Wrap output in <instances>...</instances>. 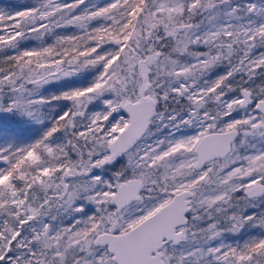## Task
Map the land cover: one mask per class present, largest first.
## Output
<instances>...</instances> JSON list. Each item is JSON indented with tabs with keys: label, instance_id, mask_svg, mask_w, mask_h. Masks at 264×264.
<instances>
[{
	"label": "snow or ice",
	"instance_id": "6c2138e0",
	"mask_svg": "<svg viewBox=\"0 0 264 264\" xmlns=\"http://www.w3.org/2000/svg\"><path fill=\"white\" fill-rule=\"evenodd\" d=\"M85 4L0 11V264H264V0Z\"/></svg>",
	"mask_w": 264,
	"mask_h": 264
},
{
	"label": "trees",
	"instance_id": "16d2710c",
	"mask_svg": "<svg viewBox=\"0 0 264 264\" xmlns=\"http://www.w3.org/2000/svg\"><path fill=\"white\" fill-rule=\"evenodd\" d=\"M105 1V0H103ZM36 1L34 0H20V1H16V0H12L10 1V3H3L0 2V11L6 13V14H14L17 11H22V10H26L28 7L34 6L36 5ZM106 3H104L101 6H104ZM55 34L59 35V36H66V35H79V29L75 28V27H65V28H60V29H56L55 30ZM55 42V35H49L47 37H45L43 39V43L45 44H52ZM41 41L36 40L34 37L24 41L21 45L22 48H38L41 45ZM216 70V69H215ZM222 69L219 74H222ZM260 78L262 79L259 75H257L254 79L256 78ZM252 85V84H251ZM238 93H234L231 95H235ZM68 102L66 101H59V102H53L52 106L53 107H57V109L59 108V106L63 105V104H67ZM174 106V105H173ZM3 110H0V112H2ZM4 114L8 115L9 117H12L13 120H16V117H20V118H24L25 116L20 114L19 112L16 111H11V112H6L4 111ZM3 114V115H4ZM4 118V117H3ZM42 130L44 131V128H42ZM41 135L40 132H37L36 134L31 131V130H27L26 133L25 132H17L13 127L9 126V125H5L4 127L0 126V147H3L7 144H20V143H27V142H31L32 140L37 139L39 136ZM112 169H110V171H115V166H111ZM242 194V193H241ZM264 207V206H263ZM264 211V208H257L255 209V211L257 212V214H259L261 211ZM250 228H248L247 226L245 227V231L248 230Z\"/></svg>",
	"mask_w": 264,
	"mask_h": 264
},
{
	"label": "rangeland",
	"instance_id": "374dc122",
	"mask_svg": "<svg viewBox=\"0 0 264 264\" xmlns=\"http://www.w3.org/2000/svg\"><path fill=\"white\" fill-rule=\"evenodd\" d=\"M17 2L18 1H20V0H16ZM34 1H36L37 2V0H34ZM69 2H70V0H69ZM108 2H110V0H105V1H103V0H86V4L85 5H81V9L80 10H82L85 6H88V7H91V6H93V5H96V6H101V5H103L104 3H108ZM80 10H77L78 12L80 11ZM22 11H24V10H22ZM47 36H49V35H45L44 36V38L45 37H47ZM43 38V39H44ZM12 53L11 52H9L8 53V55H11ZM257 55H258V53H256ZM3 57L2 56H0V59H2ZM0 66H4V65H0ZM221 71V69H216V70H213V74H212V78L214 79L218 74L217 73H219ZM259 71V70H258ZM77 78H75V77H68V78H64V79H61V80H59V81H53V82H51V83H49V84H46V85H44L43 86V88L41 89V92L46 96V97H50V96H52V95H59L60 94V92H62V91H64V90H67V87H66V85H67V83L69 82V81H74V80H76ZM237 80H239V77H237L236 78ZM262 83H264V80H262V79H260V78H256V79H254V81L252 82V87H256V86H258V85H260V84H262ZM235 95H238V94H235ZM54 102V101H53ZM52 102V103H53ZM56 103H57V101H55ZM55 108V107H54ZM56 109H57V107H56ZM58 110V109H57ZM91 110H100V109H91ZM4 111L5 110H3L2 112H0V126H2V127H4L5 125L7 126V125H9V126H11V127H13L17 132H25L26 133V131L27 130H31V131H33L35 134L37 133V132H40L41 134L43 133V130H42V128H44V125H42V124H40V123H37V122H34L33 120H31L30 118H28L27 116H25L24 118H20V117H16L15 119L16 120H13L12 119V117H9L8 115H6V114H4ZM6 112H9V111H6ZM4 114V115H3ZM243 113L241 112V115H242ZM4 117V118H3ZM33 141V140H32ZM125 163V160L124 159H119L114 165H112V166H115V170H117V169H119L120 167H121V165H123ZM107 168H108V172H112V171H110V169H112L111 168V166H106ZM110 168V169H109ZM96 173L97 174H101L100 173V171L99 170H96ZM105 174H107V173H105ZM264 205H262L261 207L262 208H264L263 207ZM259 208V207H258ZM260 211H262V210H260ZM67 219L68 218H66V222H67ZM201 226L203 227V226H206V225H204V224H201ZM254 230L253 229H248V230H244V232H243V234L245 235V237H247V234L249 233V232H253ZM256 232H258V229L257 230H255ZM239 240V236L238 235H236V234H231V233H229V234H227L226 236H225V242L226 243H235V242H237Z\"/></svg>",
	"mask_w": 264,
	"mask_h": 264
},
{
	"label": "water",
	"instance_id": "95a60500",
	"mask_svg": "<svg viewBox=\"0 0 264 264\" xmlns=\"http://www.w3.org/2000/svg\"><path fill=\"white\" fill-rule=\"evenodd\" d=\"M10 1L12 0H0V2H3V3H10Z\"/></svg>",
	"mask_w": 264,
	"mask_h": 264
}]
</instances>
